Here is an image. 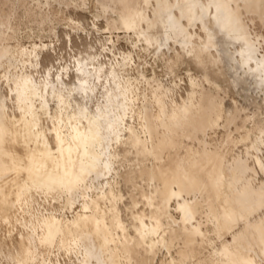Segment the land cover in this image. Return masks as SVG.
I'll list each match as a JSON object with an SVG mask.
<instances>
[{
    "label": "rangeland",
    "instance_id": "rangeland-1",
    "mask_svg": "<svg viewBox=\"0 0 264 264\" xmlns=\"http://www.w3.org/2000/svg\"><path fill=\"white\" fill-rule=\"evenodd\" d=\"M127 1L135 5L138 0ZM180 1L186 16L179 14V17L188 38L183 44L178 43L179 29L173 28V38L165 41L159 50L157 45L148 46L135 36L133 30L122 25L119 14L127 12L126 0L108 1V8L104 7V0H0V78L1 82H6V88L12 84L13 77L4 54H13L19 61L30 60L34 50L51 56L49 62L43 63V75H49L51 79L59 76V80L65 82L75 80L78 58L86 51L94 53L99 62H107L108 71L112 62L131 55L134 59L132 68L120 72L124 77H131L133 85L139 87L136 90L139 94L138 112L142 111L144 94L147 95L145 102L152 104L156 114L162 106L158 96L164 101L169 100L168 90L174 96L184 94L190 82H195L196 106H189L179 117L175 125L178 131L166 130V133L159 134L160 141L154 144L152 153V141L143 132L142 118L136 116V134L119 149L116 171L108 177L113 194L97 204L93 201V205L98 206L99 216L107 224L106 230L118 239V253L122 255L123 264H170L172 256L179 258L176 251L183 252L190 240L197 242L195 251L198 255L185 264H221L219 247L232 241L245 226L255 223L264 213L263 209L249 214L241 222L238 213L230 206L229 216L240 220L239 224L221 229L213 215L221 192V173L229 159L235 161L253 140L264 147V142L257 141V137H264V93L257 97L254 91L245 93L234 87L216 50L213 33L201 17L193 19L196 16H193L192 0ZM205 2L210 8V2ZM215 2L226 13L223 27L237 39L250 41L264 63V0ZM155 10H159L156 2L149 11L152 18ZM238 48L240 54L237 57L242 63L245 52L240 46ZM14 71H18V66ZM205 76L221 87L212 98ZM222 102L226 111L220 124L209 129ZM165 119L166 116L161 122L164 123ZM152 122L154 126L159 125L154 116ZM183 125L192 130L182 129ZM249 148L255 150V146ZM190 152L194 155L187 157ZM245 162L249 168L246 170L241 166L247 173L240 183L245 184L244 188H252V193L246 196L252 201L261 191L257 188L264 186V168L258 165L254 154L248 155ZM5 163L7 159L0 145V168ZM82 186L89 201V196L98 197L97 183L87 174ZM55 193L52 196L37 195L35 206L38 212L56 208L66 217L83 213L82 203L86 198L77 197L70 205L67 193ZM238 195L236 193L234 197ZM168 218L174 221L173 225ZM143 223L159 228L160 234L168 232L166 245L172 248V255L165 246L152 252L148 249L137 229L142 228ZM261 230L264 238V225ZM17 233L12 226L0 223V252L5 250L1 257L3 264H43L44 260L52 264L56 258H66L58 238L53 245L38 242L36 257L26 262L9 259V246H5L3 240ZM258 253V264H264V257L260 251Z\"/></svg>",
    "mask_w": 264,
    "mask_h": 264
},
{
    "label": "bare ground",
    "instance_id": "bare-ground-1",
    "mask_svg": "<svg viewBox=\"0 0 264 264\" xmlns=\"http://www.w3.org/2000/svg\"><path fill=\"white\" fill-rule=\"evenodd\" d=\"M104 1L106 8L109 7L108 1L115 2ZM205 1L210 2V8ZM154 2L159 10H155L152 18L149 11ZM192 2L193 16H196L193 19L201 17L213 33L216 50L234 87L241 88L245 93L254 91L259 97L261 92L264 93V63L254 46L246 39H237L223 27L226 13L223 8L217 7L215 0ZM126 3L127 12L119 14L122 25L133 30L135 36L148 46L157 45L162 50L165 41L173 38V28L179 29L178 43L183 44L188 38L179 17V14L186 16L180 0H138L135 5L126 0ZM238 46L245 52L241 54L242 63L237 57ZM31 54L32 59L19 61L13 54L5 53L12 71V84L6 88V82H1L0 78V145L7 159V164L0 168V223L10 225L18 232L3 240V244L9 246L7 257L26 262L36 257L38 242L53 245L60 238V247L65 251L66 258H56L52 264H123L122 255L118 253V239L106 230L107 224L99 216L98 206H94L93 201L97 204L113 194L108 177L116 171L119 149L136 134V116L142 118L143 132L152 141V153L154 144L160 141L159 134L166 133V130L178 131L175 125L179 117L189 106H196L195 82H190L184 94L174 96L168 90L169 100L164 101L158 96L162 106L156 114L152 104L145 102L147 95L144 94L142 111L138 112L139 94L136 90L139 87L133 85L131 77H124L120 72H128L127 68H132L134 59L131 55L122 61L112 62L108 71L107 62H99L94 53L86 51L78 58L76 81L65 82L60 81L59 76L51 79L49 75H43V63L51 59L50 54L44 55L36 50ZM235 63L238 65L234 66ZM16 66L18 71H14ZM46 70H49L48 65ZM204 79L209 83V96L212 98L221 87L206 76ZM157 106L155 104V110ZM225 111L222 102L209 129L220 124ZM152 116L159 125H153ZM164 116L166 119L162 123ZM184 129L192 130L190 127ZM263 138L257 137V141L263 143ZM251 146H255L254 151L249 148ZM240 147L244 148L242 144ZM244 149L235 161L232 158L234 162L231 158L230 162L226 161L229 164L221 173V192L213 210L219 229L239 224L240 220L229 216L230 206L238 213L241 222L249 214L264 209V186L257 188L261 190L257 192V198L249 201L246 196L252 193V188H244L245 184L240 183L249 168L245 162L248 155L254 154L258 165L264 168V147L253 140ZM191 155L194 153L190 152L187 157ZM242 165L246 170L242 169ZM85 174L97 183L100 191L96 199L89 196L91 201L84 195L82 183ZM55 192L67 193L70 205L77 197L86 198L82 203L83 213L66 217L56 208L38 212L35 206L37 195L52 196ZM236 193L239 195L234 197ZM263 220L264 213L255 223L245 226L232 241L219 247L221 264H258V251L264 257ZM168 222L174 224L171 218ZM137 229L142 242L151 252L165 246L168 253L173 254L172 248L166 245L167 231L160 234L159 228L146 223ZM186 243L188 246L183 252L176 251L179 258L172 256L170 264H185L198 255L195 251L197 242L190 240ZM4 251L0 252V264H3L1 257ZM43 264H48L47 260Z\"/></svg>",
    "mask_w": 264,
    "mask_h": 264
}]
</instances>
